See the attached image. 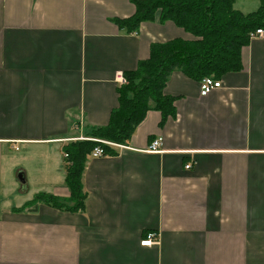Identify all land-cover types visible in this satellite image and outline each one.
Here are the masks:
<instances>
[{"label": "crops", "instance_id": "crops-1", "mask_svg": "<svg viewBox=\"0 0 264 264\" xmlns=\"http://www.w3.org/2000/svg\"><path fill=\"white\" fill-rule=\"evenodd\" d=\"M134 10L130 0H0V264H264V38L206 96L172 72L163 94L174 117L151 109L130 150L88 157L83 213L20 210L39 193L68 198L62 147L107 124L123 73L152 44L193 39L158 14L133 33L114 23ZM156 139L161 152H147ZM19 175L35 189L12 207ZM148 233L158 242L142 247Z\"/></svg>", "mask_w": 264, "mask_h": 264}, {"label": "trees", "instance_id": "trees-1", "mask_svg": "<svg viewBox=\"0 0 264 264\" xmlns=\"http://www.w3.org/2000/svg\"><path fill=\"white\" fill-rule=\"evenodd\" d=\"M130 1L135 8L133 15L114 19L127 33L137 32L142 23L154 21L158 14L160 22L173 23L193 39L152 44L149 57L140 61L134 71L123 73L126 84L117 90L118 105L110 113L107 124L88 130L86 139L124 144L149 110L160 112L162 121L174 117V100L163 94L172 72H182L198 82L204 77L218 80L228 73L239 72L240 52L249 43V35L257 29L264 31V0H258V8L249 14L233 8L236 0ZM97 147L113 154L112 149L91 140L65 144L62 152L66 155L63 157L64 184L69 191L68 198L39 193L20 210L34 212L43 204L59 211L83 213L86 195L82 176L88 157Z\"/></svg>", "mask_w": 264, "mask_h": 264}, {"label": "built area", "instance_id": "built-area-1", "mask_svg": "<svg viewBox=\"0 0 264 264\" xmlns=\"http://www.w3.org/2000/svg\"><path fill=\"white\" fill-rule=\"evenodd\" d=\"M262 38H264V31L261 29H257L255 32L249 35V40L262 39ZM116 80L117 82H119L120 85L125 84V80L121 75L117 76ZM220 88H221V82L213 79V77H204L199 81V95L200 96H206L211 91L220 89ZM83 140H91V141L100 143L104 146H107L108 148L112 150L114 149L130 150V148L126 146L125 144H116L112 142L95 140V139H86V138L81 139V141ZM160 147H161V139H156L150 144L148 150L146 151L149 153H159L161 152ZM106 155H109V154L104 153V151L100 147H97L92 151L90 156L92 158H99V157H104ZM64 157H66V155H64ZM189 167H190L189 164L185 166L186 169H188ZM157 242H158L157 233H148L145 236V238L140 242V245L142 247H150L152 245H155Z\"/></svg>", "mask_w": 264, "mask_h": 264}, {"label": "rangeland", "instance_id": "rangeland-1", "mask_svg": "<svg viewBox=\"0 0 264 264\" xmlns=\"http://www.w3.org/2000/svg\"><path fill=\"white\" fill-rule=\"evenodd\" d=\"M241 2H246V3L243 7L238 6L236 8H237V10L243 9L245 12L255 11L259 5L258 0H243ZM17 150H18V148H17ZM25 188H26V186L23 187V184L21 182L17 181L16 179L12 180L10 191H9V194L7 197V199L9 200L10 206L14 207V206L18 205L19 203H21L19 200L22 198L27 199V197L28 198L32 197L30 193H32V191H34L35 188L34 187L32 188V185L30 183H29V187H28L29 192H27L25 190Z\"/></svg>", "mask_w": 264, "mask_h": 264}, {"label": "water", "instance_id": "water-1", "mask_svg": "<svg viewBox=\"0 0 264 264\" xmlns=\"http://www.w3.org/2000/svg\"><path fill=\"white\" fill-rule=\"evenodd\" d=\"M18 180H19L20 182H23L22 177H21L20 175L18 176Z\"/></svg>", "mask_w": 264, "mask_h": 264}]
</instances>
